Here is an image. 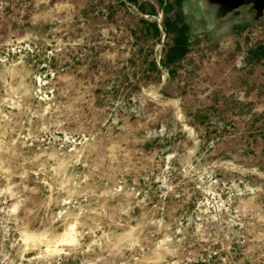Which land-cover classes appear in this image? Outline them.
<instances>
[{"label": "rangeland", "instance_id": "1", "mask_svg": "<svg viewBox=\"0 0 264 264\" xmlns=\"http://www.w3.org/2000/svg\"><path fill=\"white\" fill-rule=\"evenodd\" d=\"M0 264H264V0H0Z\"/></svg>", "mask_w": 264, "mask_h": 264}, {"label": "trees", "instance_id": "2", "mask_svg": "<svg viewBox=\"0 0 264 264\" xmlns=\"http://www.w3.org/2000/svg\"><path fill=\"white\" fill-rule=\"evenodd\" d=\"M157 32L159 33V30L157 29Z\"/></svg>", "mask_w": 264, "mask_h": 264}]
</instances>
